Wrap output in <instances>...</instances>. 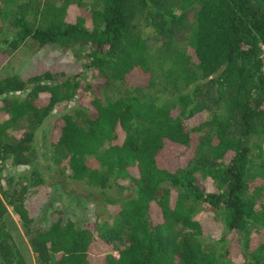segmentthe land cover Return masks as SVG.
<instances>
[{
  "label": "trees",
  "instance_id": "16d2710c",
  "mask_svg": "<svg viewBox=\"0 0 264 264\" xmlns=\"http://www.w3.org/2000/svg\"><path fill=\"white\" fill-rule=\"evenodd\" d=\"M62 1L0 0L2 56L33 39L78 64L0 77V172L31 167L36 132L77 101L48 141L60 172L105 197L106 217L56 207L39 225L26 202L45 178L32 170L0 195V264H28L9 208L35 264H264V162L249 145L264 138V0Z\"/></svg>",
  "mask_w": 264,
  "mask_h": 264
},
{
  "label": "rangeland",
  "instance_id": "374dc122",
  "mask_svg": "<svg viewBox=\"0 0 264 264\" xmlns=\"http://www.w3.org/2000/svg\"><path fill=\"white\" fill-rule=\"evenodd\" d=\"M56 5L63 4L62 0H49ZM90 6L95 5L94 0H84ZM79 8L74 2H71L66 9V20L73 21L78 15ZM79 14L85 15L83 11ZM87 25L91 26L87 21ZM150 33L148 28L144 29ZM0 77L5 75L19 74L26 78L44 70H65L73 72L78 67L75 63V58L69 53L60 51L51 46L41 47L36 40L28 39L16 51L10 55L5 56L0 53ZM74 106H78L77 101H72L69 104H60L56 107L54 115L47 119L42 127L36 132L34 151L30 154L32 166H8L4 165L0 172V195L6 189H15L17 186L26 183V176L32 175V170H37L40 175L45 178V182L35 190L34 193L27 199L26 206L33 214L38 213L42 219L39 225L46 224L52 218V212L56 207H64L65 214L72 216V218L79 219L80 222L92 220L96 214L102 213V208L105 205V197L93 187L86 183L70 178L67 172H60L58 164L54 161V154L48 138L51 133L52 124L55 116L60 115ZM252 155H259L257 162H264V138L252 137L249 140ZM168 162H175V160H167ZM256 167V166H255ZM252 177H257L262 174L260 170H255L253 167L250 171ZM11 178L9 179L8 177ZM32 180V178L30 179ZM109 195L118 196L119 192L116 186L108 190ZM209 213L200 212L198 216L207 222L205 226L210 234L209 240H216L219 235L218 229L209 220ZM100 220L106 217V214L98 215ZM152 216H157V211H152ZM3 222L6 230L11 234L13 240L20 248L21 252L27 259L28 264H35L33 254L29 241L24 235L16 214L12 209H8L3 216ZM251 232L255 230L251 227Z\"/></svg>",
  "mask_w": 264,
  "mask_h": 264
},
{
  "label": "built area",
  "instance_id": "2783aa9c",
  "mask_svg": "<svg viewBox=\"0 0 264 264\" xmlns=\"http://www.w3.org/2000/svg\"><path fill=\"white\" fill-rule=\"evenodd\" d=\"M262 50H263V52H262V58H263V71H264V45H262Z\"/></svg>",
  "mask_w": 264,
  "mask_h": 264
}]
</instances>
